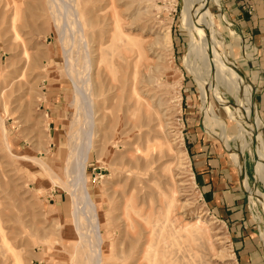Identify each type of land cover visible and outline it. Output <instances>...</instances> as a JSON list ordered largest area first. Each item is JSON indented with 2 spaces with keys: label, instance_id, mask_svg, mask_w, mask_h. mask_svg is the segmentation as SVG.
I'll list each match as a JSON object with an SVG mask.
<instances>
[{
  "label": "rangeland",
  "instance_id": "rangeland-1",
  "mask_svg": "<svg viewBox=\"0 0 264 264\" xmlns=\"http://www.w3.org/2000/svg\"><path fill=\"white\" fill-rule=\"evenodd\" d=\"M235 1L242 12L250 16V6L253 14L252 0ZM206 6L213 35L223 46L218 58L235 69L243 85L241 73L247 80L248 73L241 57L251 52L247 39L238 25L231 27L236 36L221 25L220 0H208ZM79 9L92 42L94 81L101 87L97 152H92L86 174L103 232L114 234L105 246L107 264L135 263H124L133 236L143 231L147 237L153 227V244L162 256L157 264H240L229 228L206 204L194 178L188 142L200 129L214 139H227L229 144H222L245 168L247 209L264 257V179L256 169L264 145L250 130L242 137L238 124V114L246 118L237 99L247 92L256 101L245 82L232 95L199 62L205 100L213 106L216 124L222 120L225 125L222 132L214 124L219 134L203 127V92L191 66L194 16L186 0H79ZM66 17L63 23L68 24ZM53 23L45 0H0V117L11 145L9 150L0 135V264H73L79 241L71 196L48 172L67 180L69 136L74 123L82 125ZM167 27L170 48L158 44ZM234 37L244 45L233 43ZM258 132L264 138L262 128ZM132 157L146 165L137 175L127 172ZM76 261L81 264L80 258Z\"/></svg>",
  "mask_w": 264,
  "mask_h": 264
},
{
  "label": "bare ground",
  "instance_id": "bare-ground-1",
  "mask_svg": "<svg viewBox=\"0 0 264 264\" xmlns=\"http://www.w3.org/2000/svg\"><path fill=\"white\" fill-rule=\"evenodd\" d=\"M207 1L208 0H186V6L192 11L194 16V21L190 29V41L193 45V62L191 66H193L195 78L197 79L199 86L203 92L201 101L203 106H201V111L203 112V127L208 131H211L212 134H219L214 130L215 114L213 106L209 101L205 100L203 77L200 73L198 63L202 62L204 68L206 69L205 71L215 72L218 76V79L228 85L229 91L232 93V95H235L236 90H241L243 85L236 77L234 71L235 69L229 66L227 67L218 58L219 56L220 58H222V56L224 55L222 50L223 46L222 43L216 41L213 35L214 30L210 27L211 20L209 19V15L207 12ZM45 6L46 11L52 18V22L54 21L53 24L55 25V29L58 31V35L60 38L58 39L64 46L63 58L66 67L65 69L70 82H72L74 87L75 97L73 104L76 106L77 111H79V113L81 112L82 115V125H80L79 121L73 124L72 132L68 140L69 153L67 156L65 169L67 180L62 181L56 174H54V172H48L53 183L59 184L71 196L73 204V218L79 236V241L75 248V253L72 254L70 258L72 259V263L74 264V261L78 263L76 259L80 258L81 264H107L110 259L106 255L105 246L106 243L111 241V239L114 237V234L111 229L103 232L102 220L99 211L100 209L95 201L91 198V195L87 189L88 178L86 171L91 154L92 152L96 151L94 149L96 147L95 143L97 142L96 138L98 134L96 117L99 112L100 106L98 98L101 96V87L99 85H96L94 81L95 77L93 70L95 67L94 60L92 58L93 53H91L90 47V44L92 42L90 43L86 30L84 29L82 16L79 9V0H45ZM14 8L15 13H18V7L15 6ZM15 13L13 14L16 15ZM63 13H65V15H63ZM64 16H67L66 18L68 24H65L67 22L63 21ZM17 18L18 17H16V19ZM69 18H72V22ZM68 25L72 27L73 30H71L72 28L69 29ZM169 29L170 28L167 27L164 30V35L158 38V40L160 41V43L158 42V44L167 48L171 47V37ZM208 29L209 35H206V30ZM70 30L72 36H74V42L72 40V37L70 36L71 33L69 34ZM68 34L70 37H68ZM203 66H201V68ZM157 70L158 69H156V71ZM218 98L220 103L224 106V103L222 101L223 99H221L220 97ZM237 103L239 111L246 118L245 122L242 120L241 114H238V124L241 127L243 135L242 137H244V134L247 133L248 130H250L254 134H256L257 138H259L260 142H263L262 144L264 145L263 138L257 135V131L252 122L253 105L247 94L244 93L242 96H240V98L237 99ZM228 112L229 110L225 109V113L228 114ZM0 125L2 129L0 135L2 136L7 148L11 150V145L8 141L9 139L4 127V120L2 117H0ZM257 156L256 169L261 178L264 179V147H261V151ZM140 158L142 157L140 156ZM140 158H131L129 162V169L127 170V172L137 175L144 168L146 169V165L142 164V160ZM34 159L35 158H33L32 160ZM38 162L39 164L41 163L40 161ZM242 170V173L244 174L245 168L242 167L241 171ZM260 197L261 196L259 195L258 198L260 199ZM197 224L200 225L201 222L198 221ZM156 226L157 225H155V227ZM149 235L151 236L150 238L148 237ZM154 236V227L147 232V237L145 232L143 231L142 233H138L137 235L135 233V236H133L134 243L131 245V248L128 249L127 252L125 251V254H127L128 256L126 255L124 263H128L131 259H136L135 261H133L135 262L133 264H142V262L144 261H146L147 264L159 263L158 261L162 256L160 253H158L159 245L157 244L155 246L153 244ZM144 239L146 240V243H143L142 245L141 241ZM153 250L154 253L156 252V254H154V258H151V252ZM17 264H19L18 261Z\"/></svg>",
  "mask_w": 264,
  "mask_h": 264
},
{
  "label": "crops",
  "instance_id": "crops-1",
  "mask_svg": "<svg viewBox=\"0 0 264 264\" xmlns=\"http://www.w3.org/2000/svg\"><path fill=\"white\" fill-rule=\"evenodd\" d=\"M221 2L222 0H220V6H217L221 25L232 36H236V32L231 27L238 25L241 28L238 30L239 33L247 39L248 50L251 49L250 53H253V57H250V53L244 51L241 57L242 64L247 66L249 81L241 71L240 73L242 82L246 83L248 92L255 98L256 104L251 101L252 122L258 135L263 138L258 130L262 128L264 135V0H252L254 9L250 16L242 12L240 4L235 0ZM225 2L228 3L225 4ZM222 15L227 20V24L221 19ZM237 42L241 43L242 39L234 37L233 43ZM241 45L244 44L241 43ZM214 124H216L215 121ZM216 125L223 132L225 125L222 120H217ZM193 133V137L188 142V152L195 181L199 185L206 204L218 213L217 215L229 228L231 239L238 252L239 263L264 264L261 239L256 235V228L252 224L247 209L246 193L249 182L236 160L231 158L224 147V144H229V141L221 137V140L214 139L204 129Z\"/></svg>",
  "mask_w": 264,
  "mask_h": 264
},
{
  "label": "built area",
  "instance_id": "built-area-1",
  "mask_svg": "<svg viewBox=\"0 0 264 264\" xmlns=\"http://www.w3.org/2000/svg\"><path fill=\"white\" fill-rule=\"evenodd\" d=\"M248 9L249 10H247V13L251 15L252 14V8L249 6Z\"/></svg>",
  "mask_w": 264,
  "mask_h": 264
}]
</instances>
